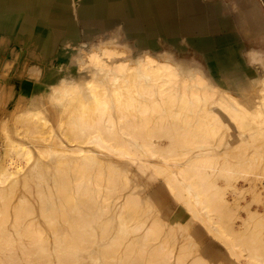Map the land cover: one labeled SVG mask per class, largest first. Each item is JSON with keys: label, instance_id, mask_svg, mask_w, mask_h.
I'll list each match as a JSON object with an SVG mask.
<instances>
[{"label": "bare ground", "instance_id": "6f19581e", "mask_svg": "<svg viewBox=\"0 0 264 264\" xmlns=\"http://www.w3.org/2000/svg\"><path fill=\"white\" fill-rule=\"evenodd\" d=\"M254 2H256V0H39V3L42 4L37 7H32V12L36 14V17L39 16L40 20H37V22L40 30L46 29L45 31H47L50 26L54 27V34H56L55 41L56 38L59 39L56 45L62 42V45L65 47L66 45H71L80 48V52L76 56L69 54L65 68L61 70L63 72L62 80L64 84L60 81L58 85L64 90L65 94L72 87H75V85H66V81L75 79L77 77L75 76L76 69H78V67L80 68V66H84V71L93 70H90L93 74L87 76L88 82L85 84V86L87 85V90L91 89V83H94L93 81L95 78H92V76L96 77L97 82L102 81L105 87V83H110L111 81H114L112 84L121 82H126L125 84H128L129 80L131 82L133 81V84L136 85L133 86H135L138 91H133L134 89L131 87V84L130 92L133 91L132 93L135 92L136 94L140 92L137 95L140 94L139 96L142 97L144 101L140 103V99H138L140 97L137 96L136 99H138L140 104L136 100L135 104H138L137 106L145 104L146 111L149 112L156 110L157 105H155L154 102L165 99L167 100H165L167 104H171L170 102L174 103L173 100L178 99L177 101L180 100L179 102L181 104L183 103L186 107L197 106V103L200 105L198 106L199 108L210 105L207 107L209 111L206 110L209 113L210 110L219 112V109H224L223 107H225L223 112H225L224 117L227 116V130L229 128L230 138V141H228L230 148L228 155L231 158H229L228 167L230 171L228 173H232L230 174L232 178L229 179L234 180L235 178L237 179L236 175H242L239 173L242 166L243 169H245V175H242V178H245V181L248 183L244 188L247 193H251L257 186L259 187L258 189L262 188L261 191L264 192V165H262V163H264V69L259 67V65L249 67L241 55L244 51L254 49L255 53L253 59H264V13L261 12L258 4ZM0 5H2L0 6V12L4 13V15L0 14V25L2 26V21L8 19L9 16L6 6L4 4ZM21 6L25 8L28 7L24 4ZM27 9H29V7ZM50 11L54 14V19H47ZM60 35H62V38ZM42 36L44 37V35ZM43 37H41V39H43ZM173 50L177 52L173 53ZM186 52L187 54L190 53V55H180V53ZM55 57L58 58L57 55ZM92 63H97L99 65L94 66ZM142 77L146 79V82L143 86H139L144 88L145 85L146 91L137 87L139 84L137 79ZM150 79L155 80L152 81L153 84ZM147 80H149L151 84L147 82ZM135 81L138 84L134 83ZM154 82L159 83L155 84ZM127 87L129 88V85H126L125 89ZM128 91L127 89V92ZM104 92L105 90L101 95L104 96ZM124 92V89L120 87L119 93L121 97L122 95L125 96ZM144 93H147L146 95L148 96L151 94L152 96L147 97ZM162 95L166 98L162 97ZM159 96L162 97H160L162 100ZM214 96L223 98L225 100V106H222L221 103H217V101L214 100ZM110 97L105 95V97L100 99L101 101L97 98L98 104L94 102L97 106L94 109L98 111L99 117L94 120H83L82 122L88 125L81 129L82 133H86V135L97 133L96 135H98V137L96 139L110 147L120 145L128 138L135 139L146 136L144 139H151L152 137L164 136L169 139V142L164 146L161 145L153 152L155 155V153L157 154L156 151H158L159 154L157 155L158 157L161 155L159 157L161 159H166L165 157H169L170 159L173 157L170 155L172 154L170 152L171 150L174 151V143L178 144L180 141L184 142L185 140V142L189 143L191 139L195 141L196 138V140H198V134L195 133H197L201 127L198 126L196 118L190 123L191 130L193 131L191 133H185L186 137L184 139L182 135H175L179 129L178 125H172L168 119L153 120L150 118H142L140 115L142 113L137 106L134 107L133 105V99L135 97L131 100L133 104L130 103L131 101H128V104L131 105L124 103L125 105L122 106L123 109L120 108V112H117L118 115L117 113L115 114V111H111V108H114L115 102L113 103L110 101ZM131 98L132 96L129 99ZM154 98L157 100H154ZM59 99L60 98L57 97V100ZM112 99L114 100V96ZM160 101H157L156 104L164 103V101L161 103ZM179 102L178 106H180ZM189 103L191 104L190 106ZM129 107L135 108H133L136 111L135 116L130 112H126L129 110ZM176 107L177 106L174 108ZM181 107L183 106L181 105ZM109 111L113 113L112 116H109ZM212 113H214V111H211V114ZM84 114L82 113V115ZM176 114H179V112L176 111ZM72 124H75V122L70 123V125ZM72 127L70 129H72ZM71 131L72 135L75 136L74 127ZM74 136H72L73 140H76L74 142L78 143H76V148L69 149L66 147V149L63 150L64 153L75 154L77 156L75 159L79 160L73 164L69 162H66L67 164L62 163V161L59 160L53 165H49L47 162L46 164L41 161L37 162L35 160L36 163L32 165L29 172L41 178V181H38V185H41V187L44 184L47 185V189L45 187V189L39 187V189H37L38 191L34 193L40 201L38 210L41 216L43 215L42 218L44 217V221L50 225V231L54 236V238H52L54 241L52 240L51 242L47 236V234H50L48 233L49 230H44L41 228L43 225L39 227L38 224H36L37 222L35 223V221L32 220L31 217H34L33 212L36 210H34V205L28 199L21 196L23 200H19L20 203L17 201L18 204L14 205V207H11V204L9 207V201L14 197L10 198V195H12L11 193L16 189V185L18 186V183H23L24 186L28 187L30 183L27 179L22 183L20 182L21 180L19 182L15 180L14 182L12 181L13 183L10 182L7 185L8 187L5 186L0 188V197L3 198L1 199L4 202L0 205V264H74L76 259L81 258L79 255L82 254L81 252L83 250L84 253L86 251L88 253L89 248L92 250V247H95L96 243L100 244L98 238L100 234H94L96 232H94V230L91 231L90 228L94 229L92 228L94 226L99 229V222L104 221L101 219V213H99L102 207H100L101 201L100 198H98L99 193L96 192V189L92 188L90 185L91 188L87 187V182L85 181V177L92 173L89 168L90 165H92L90 164L92 163L90 160L97 159V155L88 149L82 140ZM70 142L73 143V141ZM193 146L190 147L192 150H195L196 145L194 146L195 148ZM191 148L188 149L190 150ZM24 152V149L17 152L18 157H21V154ZM124 153L131 154L127 151ZM67 155L68 154L65 156ZM42 156L40 154L39 158L41 159ZM173 158L177 159L175 157ZM179 158L181 159V157ZM132 159L138 158L133 157ZM251 159H254L256 165L254 163V165H251V162H253ZM257 159L260 160H258L260 166L257 165ZM261 159L263 162H261ZM41 160L44 161V158ZM201 160L204 161L203 159ZM63 162L65 161L63 160ZM106 163L103 164L108 168L100 170V175L106 173L108 177H112V174L116 173L117 169L113 166L114 164H110L109 161H106ZM198 163L201 164L199 165L201 166L200 169H203L205 164L203 165L202 163H206V161L202 163L198 161ZM198 163H196V165H198ZM199 166L196 167L199 168ZM168 167L169 166H167V168ZM193 167L196 172V167L194 165ZM186 168H184V170ZM194 168H192L190 172L193 171ZM0 169L1 172L7 170L6 166ZM203 170L201 172L206 171ZM258 170L260 173L262 172V176H258L260 175ZM180 171V175L183 173L185 174L182 169H180ZM198 172L200 171L196 173H194V171L192 172L194 176H192V174L191 176L193 178L189 173L188 175L186 173V176H182H185L187 179L191 177L192 180L201 176L200 173L197 174ZM8 173V176L12 175V172L8 171ZM253 173L258 174L256 175L258 176V180H256V176L253 177V175H255ZM196 174L198 176L195 177ZM204 174L202 173V176H204ZM207 174L210 175V173ZM3 175L6 176V179L9 178L6 174ZM208 175H206V177ZM76 177H80L78 179L81 180H78ZM211 177L208 178L209 180H204V178L203 180L205 183L207 181L212 182L213 179ZM42 179L45 180L42 181ZM199 179L204 183L201 177ZM228 182L229 184L231 183L230 181ZM200 183L198 181L197 184H199L200 187L202 185L203 188L201 187L200 189L198 185L199 192H202L206 187L204 190L206 192L205 194L211 197L208 193L210 190L207 189V186L209 188L213 185H210L211 183L209 184V182L206 184L207 186ZM194 184L198 191L197 184ZM78 185H80L81 189L85 188L84 190L87 193L84 192L83 194L84 190L81 192ZM109 186H112V184L109 183ZM232 186L234 187L235 185ZM52 189H55L56 192H52ZM209 189H211V187ZM234 189L232 188V190ZM194 191L196 192L195 189ZM258 193H260V191H258ZM201 194L203 196L204 192ZM205 194L203 198L201 197L202 201L206 196ZM6 196L10 199H6ZM208 199L210 200V198ZM208 199H206L205 202L209 201ZM205 202H203V204H206ZM251 203H253V201H250V204L247 205L250 209V205L252 206ZM134 204L131 206L128 204L130 207L125 208H130L128 210L124 209L126 211L124 215L125 218L133 217V213L135 214V212L137 213V210H139V205L135 206ZM206 205L205 207L209 208V204L207 203ZM261 205L259 209H251L258 217V221H262H260V225L258 224L257 229L259 232L257 229L251 232L248 227H245L247 231L244 229V231H246V236H243L242 242L246 240V244L241 242L244 249L249 247L251 250L257 243L258 247L261 245L260 247H262L261 249L264 251V231H260L261 227H263L262 224H264L261 223L264 220L263 198ZM75 210L79 211V213L77 212L76 214L80 216L77 215V217L79 216L78 218L82 219L76 218L75 220L73 217L76 216ZM80 210H82L81 212L86 211L89 216L86 215L87 217H81L83 214L80 213ZM69 212H72L70 214H72L74 218L73 221L72 219L70 220L71 215ZM260 216L262 217L259 219ZM9 217L12 223L7 225L6 223L8 222L6 219ZM28 219L31 222H25ZM107 221L105 219V223L101 222L103 224L102 227L107 225ZM46 222L44 225L48 227ZM102 227L101 229L103 230L104 228ZM151 228L153 227H150V229L148 228L146 236H150V233H152L153 236H159L160 233L157 232L158 230ZM109 229L110 227L108 230ZM12 230H16V233L20 237V239L18 238V242L14 241L13 244ZM151 230L154 231L150 232ZM14 235L15 233H13V237ZM94 236H97L95 240L92 239L95 238ZM120 240L122 242L125 239L122 240V238H120ZM120 240H115V247H113L116 249L119 246L122 250L120 251L117 248V251L115 249L113 251L114 253L118 251L121 253L119 259L123 261L124 264H132L134 260L142 261L140 264H155L161 260V258L157 256L158 253H156V249H149V247H147V249L142 246L141 243H138L141 241L135 242L137 239L132 241V243L130 241V244L128 243L126 247L124 245L127 243L126 240L124 244L123 242L121 243ZM121 244H123L125 248H123ZM138 244L145 249L144 252V249L142 252L140 251L142 247H139ZM244 244L247 246H244ZM257 245H255L254 251L257 249V251L259 250V252L264 253ZM249 248L246 250L251 252ZM90 249L89 252H91ZM259 252H257V256ZM251 253L254 255L256 252ZM106 257H110V255L106 254ZM181 258L182 256L178 255L177 259L180 260ZM260 258L262 259L259 261L264 262V254H262Z\"/></svg>", "mask_w": 264, "mask_h": 264}, {"label": "rangeland", "instance_id": "374dc122", "mask_svg": "<svg viewBox=\"0 0 264 264\" xmlns=\"http://www.w3.org/2000/svg\"><path fill=\"white\" fill-rule=\"evenodd\" d=\"M22 1L20 2L22 5L26 4L27 2L25 1L23 3ZM254 3H257L261 12L264 13V0H256ZM17 14L21 15L22 17L25 13H23V11H19L15 15ZM8 20L9 18L5 19V21L3 20L2 22L4 25L2 24L3 27H0V168L3 166H6L7 168L5 171L6 173L0 171V188L5 186L8 187L7 185L12 181L14 182L15 180L18 182L21 180L20 182L22 183L25 181V179H27L30 183L28 187L24 186L23 183H18V186L16 185L14 192L11 193L12 195L9 193L10 198L13 196L15 197L11 198L10 201V198L6 196V199L9 198V207L11 204V207H14V205L18 204L17 201H22L23 198L28 199L34 205V210H36L33 212L34 217H31L32 220H34L35 223L37 222L36 224H38L39 227L43 225L41 228L44 230H49L48 233L50 234H47V236L51 242L52 240L54 241V239H52L54 236L50 231V225L44 221V217L42 218L43 215L41 216V213L38 210L40 201L35 194L39 187L46 188L47 185L44 184L42 187L41 185H38V181H41V178L35 174H30L29 172L32 168V165L36 163L35 160L37 162L41 161L45 164L47 162L49 165H53L59 160H61L62 163L69 162L70 164H73L79 160L75 159V157H77L75 154L66 152L64 153L63 150L66 149V147L69 149L76 148L77 142H74L76 140H73L72 136L74 135H72L71 131L74 127V137L82 140L85 143V146L97 155V159L90 160L92 161L90 164L93 165L92 166L89 164V168L92 173L91 175L85 177V181L87 182V187L95 188L96 192L99 193L100 197L98 196V198H100L101 201L100 207L102 206L101 210H99V213H101V219L104 220L101 222L105 223V219L106 221L108 220L106 222L107 225L103 227V224L99 222V229H97L98 227L95 228L94 226L92 227L94 229L90 228L91 231L94 230V232H96L94 234H100L98 236L100 244L96 243V246H93L94 248L92 247V250L89 248L91 252H89L88 249V253L87 251L84 253L83 250L81 252L83 255L80 254L79 257L81 258L77 257L78 259L75 260L74 264H124V262L119 259V255L121 253L119 251V253H114L113 251L115 249V240H120V238H122V240H126L127 243L125 244V240L122 241L125 247L128 243L130 244V241L132 243V241L137 239L135 242L141 241L138 243H141L142 246L146 248L149 247V249H156L155 251L158 253L157 256H159L161 260L155 264L264 263L263 261H259L263 258H260V256L264 253L259 252V250L257 251V249L254 251V247L257 245V243L254 245L253 249L251 248V250L249 247L246 248H249L251 252H256L254 255L242 247L243 242L246 244V240L242 242L243 236H246L247 228L245 227H248L251 232H253V230L258 228V224L260 225V221H262H258V217L251 211V209H259L262 206L261 201L263 198L264 202V192L261 191L262 188L258 189V186L251 193H247L245 191L244 187H246L248 183L245 181V178H242L245 175V169H243L242 166V171L240 170L242 173L240 171L239 173L243 176L239 175L238 173L239 176L236 175L237 179L234 177L236 180L232 179V181L229 179L232 178V175L230 176L232 173H228L230 171L228 167V163L230 161V156L228 155L230 151L228 141H230V138L229 128L227 130V116L224 117L225 112H223L225 107H223L224 109H219L221 112L210 110L209 113L207 112L209 111V108L207 107L210 105L199 108L198 106L200 105L198 103L197 106H190L191 104L189 103L190 107H186L183 103L181 104L179 102L180 100L177 101L178 99L173 100L174 103L170 102L171 104H167L165 103L167 101L166 99V101L161 99L162 97H165L162 95V97L159 96V98L161 97L160 99L162 101L155 98L154 100H157L158 102L160 101V103L164 101V103H158V105L156 104L157 101L154 102L155 105H157V108L154 106L156 110L149 112L146 111L145 104H141L139 106H137L138 104H135V100L139 103L138 99H140L141 103L143 99L139 96L140 94L137 95L140 92L137 94L135 93V90L137 89L135 87L136 85L133 84V81L131 82L129 80L128 84H125L126 82L122 83L119 81L121 82L118 83L119 87L118 84H112L114 81H111L110 83L107 82L108 84L105 83V87L103 86L102 81L97 82L96 77L92 76V78H95L93 81L94 83H91L94 88L90 86L91 89L87 90V85L85 86V84L88 82L87 76L90 74L92 75L93 72L91 71L93 70L90 69L91 71H84V66H80V68L78 67L79 70L76 69L75 76L77 77L75 79L66 81V85H75L76 88L72 87L65 94L64 90L58 85L60 81L63 82V72L61 70L65 68L69 54L76 56L79 54L80 48L71 45H66L65 47L62 45V42L56 45L59 39L56 38L55 41L56 34H54L55 29L52 26H50L47 31H45L46 29L40 30L38 22L23 18L22 22L24 27L22 28L21 20L16 22L12 19L7 25H5ZM13 25H15V27ZM31 28L34 30L39 28V34H37L36 31L31 32ZM27 29L29 32L26 31ZM42 35H44V37ZM41 37H43V39H41ZM60 37L62 38V35H60ZM176 52L177 51L173 50V53ZM183 54H186V56L190 55V53L187 54V52L180 53V55ZM56 55L58 58L55 57ZM92 64L94 66L99 65L97 63ZM153 80L154 79H150L151 82ZM150 81L147 80V82ZM137 82H139V84ZM137 82L135 81L134 83L138 84L137 87L141 88L140 86L145 84L146 79L142 77L137 79ZM154 83L156 84L157 82ZM62 84H64V82ZM122 85L125 87L126 85H129V88L127 87L125 89V87ZM130 86L133 87V91H135L134 93H132L133 91L130 92ZM120 87L125 91V96L122 95L123 98L119 93ZM145 88L146 86L144 85V88L142 87L141 89L145 90ZM127 89L129 90L128 92ZM104 90L105 92L103 96L101 93L103 94ZM106 90L109 91L107 92ZM144 94L146 95L147 93ZM105 95H108L109 97L111 96L110 101L117 103H114V108H111V111H115V114L117 112L119 113L120 108L123 109L122 106L128 104L133 99V97H135L133 99L134 104L132 101L130 103L133 104L134 107L137 106L139 111L142 113L140 114L142 118H150L153 120L168 119L172 125H178L179 129L175 135H182L184 139L186 137L185 133H191L193 131L191 130L190 123H192L196 118L198 126L201 127V129L195 133L198 134V140H196V138L195 141L197 142L191 139V142L189 143L185 142L186 140H183L185 143L182 141H180L178 144L174 143V151L171 150L170 153L172 154L170 155L177 159H174L172 156L170 159L169 157H165L166 159H161L159 158L161 155L159 157L157 155L159 154L158 151H156L157 154L155 153L154 155L153 152L155 149H158L161 145L164 146L169 142V139L164 136L152 137L151 139H144L146 136L135 139L128 138L125 139L120 145H116L115 147L107 146L96 139L98 137V135H96L97 133L86 135V133H82L81 131L84 126L88 125L84 124L82 122L83 120H94L99 117L98 111H95L94 108H96V104H98L97 98L100 100L101 98L105 97ZM113 96L114 100L112 99ZM129 96H132V98L129 99ZM137 96L140 98L136 99ZM146 96L149 97L152 95L149 94V96ZM57 97L60 99L57 100ZM214 100L217 101V103H221L222 106H225V100L223 98L214 96ZM94 102L96 104H94ZM178 102L180 106H178ZM181 105L183 107H181ZM175 106L177 107L174 108ZM218 106L222 107L221 105ZM130 107L126 112H130L133 116H135V108L133 107V109ZM175 110L178 111L179 114H176ZM111 111H109V116L113 115ZM211 111H214V113L211 114ZM82 113H85L86 115H82ZM73 122H75L76 125L72 124V127L70 123ZM71 127L72 129H70ZM67 140L69 142L73 141L75 144L71 142L70 144ZM192 144L194 146L196 145L195 150H192L190 147L193 146ZM188 148L191 149L189 150ZM23 149L25 152L21 154V157H18L17 152L22 151ZM125 151L131 154H125ZM40 154L41 156H44L41 158H44V161L39 158ZM66 154H68V157L65 156ZM133 157L138 159H132ZM179 157H181V159ZM201 159L206 161V163H202L204 161ZM63 160L65 162H63ZM105 160L109 161L110 164H114L113 166L117 169L116 173L112 174V177H108L106 173L104 175H100V170L108 168L103 164L106 163ZM251 160L253 161L251 162L252 165L255 161L254 159ZM258 160L259 159H257V161ZM198 161L203 165L205 164V169H203L206 171L201 168L204 171L201 172V166H199L201 164H199ZM259 161L257 162V165L260 166ZM261 162H263L262 159ZM196 163H198V165H196ZM193 165L195 167L199 166V168L196 167V172L200 171L197 174L200 173L201 180L204 183V180H209L208 178L211 176L213 183L206 180L207 182L204 184L200 181V177H197L199 180L197 178L192 179L194 181L193 182L191 180V177L194 176L192 172L194 171V173H196ZM262 165H264V163H262ZM167 166L169 167L167 168ZM190 167L194 168V170L191 172L190 170H192V168ZM184 168H186L185 170L187 171H185ZM180 169H182L185 174L187 173L188 175L189 173V175L191 176L192 174V176L187 179L184 173L180 175ZM8 171L12 172L11 176H8ZM258 172L260 175L253 173L255 174L253 177L256 175L262 176V172L260 173L259 170ZM2 173L9 177L7 178L8 180ZM202 173H205L204 176H202ZM207 173H210V175ZM197 174L195 177L198 176ZM206 175L209 177H206ZM258 176H256V178ZM43 180L45 179H42V181ZM197 180L203 185H206L208 182L209 184L211 183L210 185H213L210 186L208 184L211 189H209L210 187L208 188L206 185L207 189L210 190L208 193L211 197H208L209 195L205 194V186L204 190L202 189V192H204L206 195V199L210 198L211 202L209 199V201L205 202V197L203 201L201 200V197L203 198L204 194L202 196V192H199L200 185L197 184ZM227 180L231 183L229 184ZM256 180H258V178ZM109 183H111L112 186H109ZM194 183L197 184V187L199 185L198 191ZM80 185H78L79 188ZM232 185H235L236 187H233ZM232 188L235 189L232 190ZM84 189L82 188L81 192ZM51 191L53 192L55 189H52ZM258 191H260V193H258ZM84 192L85 190L83 191V194ZM256 192L259 195L263 193L260 195L263 197L257 199L260 196ZM21 196H23V198H21ZM1 198L2 197H0V205L3 202V198ZM250 201H253V203H251L252 206L250 205L251 209L247 206L250 204ZM203 202L206 204L208 203L209 208H206L205 206L207 205L203 204ZM128 204L130 206L132 204L135 206L139 205V210H137V213H133V217L125 218V210L130 209H125L130 207ZM81 211L82 210H80V213L83 214L81 217L88 215L86 211ZM77 212L79 213L78 210H75V214ZM70 213L72 212H69V214ZM70 215L72 217V214ZM77 215L79 214L73 216L75 220L80 216L79 215L77 217ZM262 216H260L259 219ZM71 217L70 220L72 219L73 221L74 218ZM10 219V217L6 219L8 222L6 223L7 225L12 223V220ZM15 222L19 223L18 221ZM25 222L31 221L28 219ZM45 222L48 224L49 228L47 225H44ZM261 223H264V220ZM262 225L264 227V224ZM107 226L110 227L109 230V227ZM101 227L104 229L102 230ZM150 227H153L151 229L158 230L157 232L160 233L159 236L156 237L150 233L154 230L148 232L150 233V236H146V232L148 231V228L150 229ZM263 227H261V229L259 228L261 232L264 231ZM244 229L246 231H244ZM257 231L259 232L258 229ZM13 233H15L14 237ZM16 234V230H12V244L14 241L18 242V238L20 239L19 235ZM96 238L97 236L92 239L95 240ZM123 244H121V246L125 248ZM245 244L244 246H247ZM140 246L141 245H139V247ZM260 246L261 245L258 247L257 245V247L263 251V249H261L262 247ZM117 248L120 251L122 250V248L119 246ZM117 248L115 249L116 251L118 250ZM143 249L144 248L142 247L140 251L142 252ZM144 251L145 249L143 252ZM257 252H259L258 256ZM106 254H109L110 257H106ZM178 255L182 256L180 260L177 259ZM140 262L142 263L140 260H134L132 264H140Z\"/></svg>", "mask_w": 264, "mask_h": 264}, {"label": "crops", "instance_id": "0c3cea01", "mask_svg": "<svg viewBox=\"0 0 264 264\" xmlns=\"http://www.w3.org/2000/svg\"><path fill=\"white\" fill-rule=\"evenodd\" d=\"M21 1L22 0H0V4H4L6 6L7 11H8L7 14L9 16V20H8L7 24L12 19L15 20L16 22L21 20V25L23 28L24 27L23 22H22L23 18H28L29 20L36 21V22H37V20H40L39 16L36 17V14L32 12V9H33L32 7L40 6V4H42V3H39V0H23L22 1L23 3L25 1H27L26 4H24V5H27L29 7V9H27L28 7L25 8V7L21 6L22 5L20 3ZM0 6H2V5H0ZM19 11H23V13H25V14H23L22 17H21V15H19L20 13L15 15ZM0 14L4 15V13H2V12H0ZM19 18H21V19H19ZM47 19H54V14L51 13V11H50L49 17H47ZM13 26L15 27V25H13ZM0 27L2 28L3 26L0 25ZM26 31L29 32L28 29ZM33 31H36L37 34H39L38 29H35V30L32 29L31 32H33Z\"/></svg>", "mask_w": 264, "mask_h": 264}, {"label": "clouds", "instance_id": "9594fccd", "mask_svg": "<svg viewBox=\"0 0 264 264\" xmlns=\"http://www.w3.org/2000/svg\"><path fill=\"white\" fill-rule=\"evenodd\" d=\"M254 53H255L254 49H249L247 51L242 52L241 55L245 59V63L249 67H254L256 65H259V67L264 69V59H261V60L253 59Z\"/></svg>", "mask_w": 264, "mask_h": 264}]
</instances>
